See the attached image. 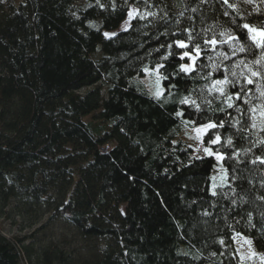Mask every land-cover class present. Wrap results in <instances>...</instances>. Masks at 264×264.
Masks as SVG:
<instances>
[{
  "label": "trees",
  "instance_id": "1",
  "mask_svg": "<svg viewBox=\"0 0 264 264\" xmlns=\"http://www.w3.org/2000/svg\"><path fill=\"white\" fill-rule=\"evenodd\" d=\"M3 1L0 215L21 198L30 227L65 220L105 247L35 250L25 243L40 229L16 241L0 234V264H20L21 253L26 264H239L235 234L264 255V49L243 27L264 29V0ZM133 8L130 28L106 37ZM197 44L193 70L181 72L191 63L179 54ZM159 64L167 79L155 99L137 79ZM180 112L192 128L217 124L204 142L223 157L228 184L215 195L217 161L177 141Z\"/></svg>",
  "mask_w": 264,
  "mask_h": 264
},
{
  "label": "rangeland",
  "instance_id": "2",
  "mask_svg": "<svg viewBox=\"0 0 264 264\" xmlns=\"http://www.w3.org/2000/svg\"><path fill=\"white\" fill-rule=\"evenodd\" d=\"M0 2H2V4L4 3L3 5H6L5 1L0 0ZM79 4L81 5L82 3ZM136 16L137 15H135V17ZM134 18L129 20L128 16L126 21L121 25L118 31L114 32V34L116 35L119 32L126 31L124 30L126 22H128V30ZM109 34L111 36V34L113 33ZM99 57H101L100 52H98V54L96 55V58ZM189 61L192 64V61ZM145 75V77L137 79V82H139L148 90L150 96L155 99H161L164 95L163 79L159 80L158 84L157 74L150 68L145 69ZM103 90V94L105 95L108 91V86H103ZM160 90H163V94L159 98H157L156 93ZM87 91L88 90H84L82 91V93H85ZM178 117L181 119V122H184V127L183 130L178 134L177 141L184 142L188 148L194 150L193 156L195 158L214 157L217 161L211 185V193H216V190L218 188L226 186L228 184V173L222 163L223 157L220 155L222 159L217 160L216 154L213 152L212 147L205 146L204 137L211 129H207L203 132L198 133L197 131H195V129H197L196 127L192 128L187 121H184L182 119V115H178ZM205 148H208L209 151L213 153V155H208L205 152ZM23 202L24 199L22 200L21 198H11L9 200L8 206L4 209L2 215H0V234L5 236L8 240L16 241L17 239L24 238L25 236L30 237V235L35 230L40 229V231L35 235L33 239H29L25 243L26 245H35V250H43L44 244L49 245L52 241L57 244L60 243V241L62 242V240L69 242L74 249L79 250L85 256H90V251L92 248L99 249L105 247V243L102 240L85 241L78 237L77 231L65 220H59L49 224L47 229L44 231V222L47 220V218L44 220L43 217L42 221H40L39 224L30 227L34 216L31 215V209L25 212L22 207ZM39 211L40 214L44 213V205H42ZM42 225L43 228L41 229L40 227ZM233 241L236 254L239 257V264H264V261L261 260V257H264V255L257 250L251 239L243 235L235 234ZM246 241H251V243L249 244ZM253 253L255 255H253ZM19 257L20 264H26L27 257L24 256L23 253H21Z\"/></svg>",
  "mask_w": 264,
  "mask_h": 264
},
{
  "label": "snow or ice",
  "instance_id": "3",
  "mask_svg": "<svg viewBox=\"0 0 264 264\" xmlns=\"http://www.w3.org/2000/svg\"><path fill=\"white\" fill-rule=\"evenodd\" d=\"M97 2H99V0H97ZM224 3L225 4H228L229 7H233V5L229 4V0H224ZM138 14L139 13H138V10L137 9L130 10L129 13H128L129 20H131L132 18L135 17V15H138ZM141 18H143V16H141ZM127 23L128 22H126V25H125V29L124 30H127ZM243 27L245 29H247V31H248L249 39H251L252 42L258 48L264 49V29L257 30L255 28L249 26L248 24H245ZM114 35H115L114 33L111 34V36H114ZM105 36L108 37V38H111V36H110L109 33H105ZM189 39H191V37H189ZM228 39H229V41H235L239 45L238 46V49H236V50H238L239 52L246 51L245 46L240 43L241 38L239 36L229 35ZM205 43L211 44L214 47L217 44V41L215 39H211V40H206ZM176 44H177V46L179 48H182V49L189 47V45L187 43H185L183 41H179V40L176 41ZM168 47L171 48L172 45H168ZM201 50H202L201 49V46L199 44H197V45H194L193 46L192 51H185V52L179 54V59L180 60H184L185 57H187L189 60L192 61V64H187V65L186 64H181L179 66V70L181 72L186 73V74L187 73H190L193 70V65L195 64L196 59L199 58V56H200ZM171 54L172 53H169V55H171ZM164 59H167V56H165ZM261 60H264V55H262ZM240 63L243 64L244 62L243 61H240ZM255 63H260V61L259 60L258 61H255ZM245 66L247 67V65H245ZM163 67H164L163 64H159L154 69H152V71H154L157 74V77H158V81L157 82H158V84H159V80H161V79H167L166 76H164L163 74L160 73V69L163 68ZM232 75L235 76L236 73L233 72ZM257 75H258L257 72H254V71L252 72V76H257ZM227 83H230V81H228L227 79H224V80H215V81H213V88H215L217 85H224V84H227ZM247 83L248 84H252L253 81L250 78H247ZM217 90L222 95L225 94L223 88H219ZM210 91H211V89H210ZM162 94H163V90L158 91L156 93L157 98H159ZM261 95L264 96V92H261ZM236 98L239 99L240 98L239 95H237ZM228 99L231 100L232 97L229 96ZM189 102H190V98L189 97H185L183 100H181V103L182 104H187ZM191 103L193 105H195L197 107V109H199V105H196V102L194 100H192ZM245 103H247V101H245ZM228 107L229 108L233 107L232 103H229L228 104ZM253 111H255V109H253ZM177 115H182V113H177ZM262 115H264V113H262ZM220 126L222 127L223 125H220ZM215 127H217V124H215V123H208L207 125H204L201 128L195 129V131H197L199 133V132H203V131H205L207 129H212V128H215ZM253 127H255V124H253ZM219 140H220V137H219V135H217L214 140H211V142L213 144H215V143L219 142ZM231 143H232V141H231V139H229L228 140V144H231ZM205 152L208 155H213V153L210 152L208 148H205ZM216 158H217V160L222 159V157L219 154H216ZM261 163H264V160H261ZM213 195H215V192H213ZM246 242L249 243V244L251 243V241H246ZM253 255H255V254L253 253ZM261 260L264 261V257H261Z\"/></svg>",
  "mask_w": 264,
  "mask_h": 264
}]
</instances>
